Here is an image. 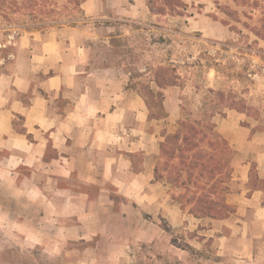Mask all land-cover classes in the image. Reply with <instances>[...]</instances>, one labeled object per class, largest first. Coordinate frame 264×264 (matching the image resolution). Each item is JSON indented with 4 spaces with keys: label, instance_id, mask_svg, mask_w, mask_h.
<instances>
[{
    "label": "crops",
    "instance_id": "0c3cea01",
    "mask_svg": "<svg viewBox=\"0 0 264 264\" xmlns=\"http://www.w3.org/2000/svg\"><path fill=\"white\" fill-rule=\"evenodd\" d=\"M80 11L74 25L19 32L12 45H0V243L57 248L64 264H167L173 256L127 253L151 242L150 201L158 193L172 228L200 225L216 254L175 256L176 264H264V131L234 110L212 119L234 153L227 218L197 219L167 206L154 170L160 144L178 128V87L164 89V116L153 117L112 62L110 27L104 36V27L90 29L109 17L141 24L161 15L148 0H84Z\"/></svg>",
    "mask_w": 264,
    "mask_h": 264
},
{
    "label": "rangeland",
    "instance_id": "374dc122",
    "mask_svg": "<svg viewBox=\"0 0 264 264\" xmlns=\"http://www.w3.org/2000/svg\"><path fill=\"white\" fill-rule=\"evenodd\" d=\"M49 1L52 4L48 9L55 11L56 15L49 17L47 23L51 27L44 31L64 27L59 25L66 22L69 16L66 7L69 12L72 11L76 22L82 20L78 8L69 4L80 0ZM181 1L187 6L182 16L165 11L164 15L141 24L109 17L92 21L90 29L93 33L94 26L104 27L99 31L104 36L108 32L106 25L110 27L114 37L112 62L123 68L130 80L129 86L143 95L153 117L164 116L162 101L165 92L155 80L165 82L168 78L179 90V121L182 118H201L207 90L233 89L250 108L243 114L246 117L244 124L252 127L253 131L263 132L264 0ZM148 4L149 8L152 6L159 11L160 0H148ZM8 30L9 33H5ZM25 31L41 30L34 28L27 16L16 15L9 22L0 13V36L8 34L0 45L6 42L12 45L16 39H10L13 32ZM104 54L100 56V61ZM4 56L5 52L0 53V58ZM237 74H242L239 81L234 77ZM156 183L166 189L167 206L177 205L184 214L194 217L189 214V208L183 210L176 201L181 190L164 180ZM123 200L122 197H115L118 204ZM150 210V219L146 216L144 219L151 223L152 240L129 246L128 256H173L167 259V264H176L175 256H216L206 238L199 234L198 231H202L200 225L198 231L187 229L188 224L172 228L169 220L158 211V193L151 198ZM39 250L0 243V264H64L57 248L53 253ZM151 264H157V261H151Z\"/></svg>",
    "mask_w": 264,
    "mask_h": 264
},
{
    "label": "trees",
    "instance_id": "16d2710c",
    "mask_svg": "<svg viewBox=\"0 0 264 264\" xmlns=\"http://www.w3.org/2000/svg\"><path fill=\"white\" fill-rule=\"evenodd\" d=\"M83 1L69 4L76 6L81 15L80 5ZM51 4L49 0H0V13L9 22L13 16H27L34 28L44 31L51 27L47 23L49 17L56 15L55 11L48 9ZM186 7L181 0H160L159 11L152 6L150 11L154 15H164L168 11L171 15L182 16ZM71 12L66 7L69 16L59 26L76 24L77 20ZM216 66L219 67V64ZM234 77L239 81L242 74ZM155 82L161 90L176 86L168 78L165 82L157 79ZM225 110L245 114L250 108L233 89L207 90L201 118H182L176 132L166 135L160 144V160L154 170V181L164 180L181 190L176 201L183 210L189 208V214L197 219H225L233 212L226 203V195L232 179L230 162L234 153L227 141L216 132L212 121L216 115H224Z\"/></svg>",
    "mask_w": 264,
    "mask_h": 264
},
{
    "label": "built area",
    "instance_id": "2783aa9c",
    "mask_svg": "<svg viewBox=\"0 0 264 264\" xmlns=\"http://www.w3.org/2000/svg\"><path fill=\"white\" fill-rule=\"evenodd\" d=\"M15 37H17V33L16 32H13V34L10 36V39L11 40H14ZM11 43V42H10Z\"/></svg>",
    "mask_w": 264,
    "mask_h": 264
}]
</instances>
